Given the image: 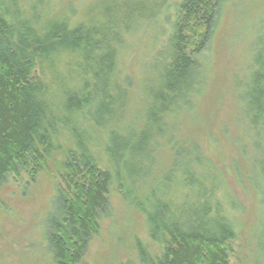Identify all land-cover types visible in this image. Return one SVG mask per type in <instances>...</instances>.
<instances>
[{
    "label": "trees",
    "instance_id": "trees-1",
    "mask_svg": "<svg viewBox=\"0 0 264 264\" xmlns=\"http://www.w3.org/2000/svg\"><path fill=\"white\" fill-rule=\"evenodd\" d=\"M165 1L0 0V186L20 170L54 171L43 223L51 264L82 262L111 189L142 215L156 245L136 240L137 262L127 264H229L240 202L226 174L264 202V33L241 94L243 145L219 168L204 150L218 141L213 132L185 140L165 130L199 95L198 55L223 0H181L156 58V88L141 100L121 66L132 35ZM259 246L264 254V239Z\"/></svg>",
    "mask_w": 264,
    "mask_h": 264
},
{
    "label": "rangeland",
    "instance_id": "rangeland-1",
    "mask_svg": "<svg viewBox=\"0 0 264 264\" xmlns=\"http://www.w3.org/2000/svg\"><path fill=\"white\" fill-rule=\"evenodd\" d=\"M180 2L166 0L161 11L132 35V46L125 52L121 66L131 78L134 99L141 100L145 91L156 88L155 79L162 68L156 58L171 34ZM79 12L82 16L83 11ZM263 33L264 0H223L211 36L198 55L202 77L199 95L175 118L167 119L165 131L179 139L213 132L218 141L209 145L205 141L208 146L204 150L219 168L229 165L230 157L237 155L234 148L243 145L237 140L242 131L241 94L246 90L244 83L249 82L255 46ZM145 78L151 83H142ZM135 127L139 131L140 126ZM247 148L253 155L252 146L247 144ZM160 153L165 155L167 151ZM244 159L238 156L235 164H242ZM53 172L38 171L32 177L20 170L7 175L0 186V264H51L45 256L43 223L55 195ZM225 179L228 190L240 202L234 214L236 238L229 244V264H264L259 246L264 239V202L255 196L251 185L238 181L234 173L226 174ZM108 198L110 210L101 217L80 264L137 262L136 240L150 245L151 250L156 248L149 240L142 215L119 192L111 189Z\"/></svg>",
    "mask_w": 264,
    "mask_h": 264
},
{
    "label": "bare ground",
    "instance_id": "bare-ground-1",
    "mask_svg": "<svg viewBox=\"0 0 264 264\" xmlns=\"http://www.w3.org/2000/svg\"><path fill=\"white\" fill-rule=\"evenodd\" d=\"M154 15V14H153ZM130 40V39H129Z\"/></svg>",
    "mask_w": 264,
    "mask_h": 264
}]
</instances>
